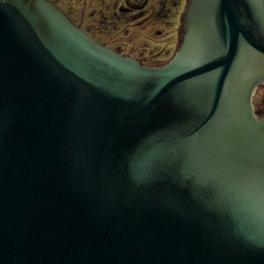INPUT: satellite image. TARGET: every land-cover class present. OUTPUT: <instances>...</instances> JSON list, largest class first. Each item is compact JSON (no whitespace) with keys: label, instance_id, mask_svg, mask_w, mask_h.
<instances>
[{"label":"water","instance_id":"1","mask_svg":"<svg viewBox=\"0 0 264 264\" xmlns=\"http://www.w3.org/2000/svg\"><path fill=\"white\" fill-rule=\"evenodd\" d=\"M0 0V264H264V0H188L172 56Z\"/></svg>","mask_w":264,"mask_h":264},{"label":"rangeland","instance_id":"2","mask_svg":"<svg viewBox=\"0 0 264 264\" xmlns=\"http://www.w3.org/2000/svg\"><path fill=\"white\" fill-rule=\"evenodd\" d=\"M133 3H141L144 0H129ZM65 2V1H64ZM177 2V4H173ZM62 7L66 8L64 4ZM185 9V0H170L165 6V16L152 17L141 28L122 26L120 29L104 33H92L98 41H107L112 36L115 43L112 47L119 46L124 52H131L133 57L145 65H161L174 53L180 25V15ZM255 109H264V89L256 92L253 97Z\"/></svg>","mask_w":264,"mask_h":264},{"label":"flooded vegetation","instance_id":"3","mask_svg":"<svg viewBox=\"0 0 264 264\" xmlns=\"http://www.w3.org/2000/svg\"><path fill=\"white\" fill-rule=\"evenodd\" d=\"M169 1L170 0H144L141 3H133L129 0H59L58 3L61 7V3L64 4L66 8H62L71 16L73 21L77 24L79 23L81 27L96 40L92 33L100 34L109 32L111 30L120 29L122 26L141 28L146 22L151 20L152 17L158 18L165 16V6ZM187 1L188 0H185V6ZM173 4H177V2H173ZM182 16L183 12L180 15L181 27L177 30L178 37L179 33L181 37L182 32ZM114 39L115 38L112 36L107 41H96L107 45L110 49L121 55L133 57L130 51L124 52L119 46L112 47L110 42L116 44ZM179 40L180 38L178 39V43ZM262 89H264V87H258L256 92ZM259 110L262 111V114L264 113V109Z\"/></svg>","mask_w":264,"mask_h":264}]
</instances>
